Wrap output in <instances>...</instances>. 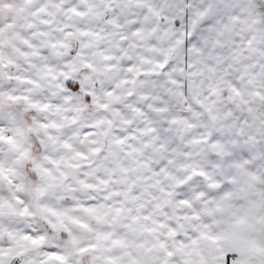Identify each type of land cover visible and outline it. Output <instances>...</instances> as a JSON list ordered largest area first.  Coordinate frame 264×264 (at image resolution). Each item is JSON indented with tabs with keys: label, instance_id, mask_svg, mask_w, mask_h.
Masks as SVG:
<instances>
[{
	"label": "snow or ice",
	"instance_id": "obj_1",
	"mask_svg": "<svg viewBox=\"0 0 264 264\" xmlns=\"http://www.w3.org/2000/svg\"><path fill=\"white\" fill-rule=\"evenodd\" d=\"M0 264H264V0H0Z\"/></svg>",
	"mask_w": 264,
	"mask_h": 264
}]
</instances>
